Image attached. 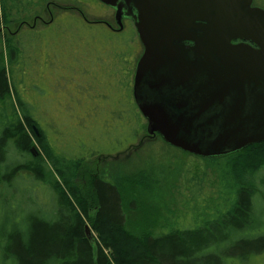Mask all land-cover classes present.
I'll return each mask as SVG.
<instances>
[{
	"label": "rangeland",
	"instance_id": "1",
	"mask_svg": "<svg viewBox=\"0 0 264 264\" xmlns=\"http://www.w3.org/2000/svg\"><path fill=\"white\" fill-rule=\"evenodd\" d=\"M28 2L0 0V7H11L13 3L19 7L8 10V30L0 10V53H5L10 38L23 51L21 60L25 61L14 65L10 75L18 95L13 94L7 106L0 104V137L6 115H31L52 145L53 155L44 156L48 167L56 173L52 157L60 163L81 159L77 170L118 180L130 216L144 230L156 233L176 226L199 230L223 225L222 217L231 208L229 195L236 189L228 163L168 145L161 136H149L147 120L132 99V88L120 83L111 88L104 83L97 82V87L93 84L94 75L103 73L101 69L97 72L96 56L104 50L136 57L142 46L134 24L126 22L119 33L107 26H86L84 17L108 20L117 26L115 11L97 0H31V5ZM254 5L264 8V0H254ZM38 17L43 21L38 20L33 29ZM52 17L55 23L49 27L44 21ZM21 22L28 25L18 30ZM117 58L113 69L119 79L126 66ZM101 92L111 93L108 104L101 100ZM114 109L122 116L110 117L108 112ZM37 149L42 152L40 147ZM30 159L29 155L16 154L4 171ZM255 176L260 182L264 167ZM137 183L142 185L143 195ZM0 192V264H15L14 257L6 251L9 237L28 232L29 226L23 223L27 215L55 221L60 207L55 191L29 171L20 172L11 185H1ZM137 194L141 207L130 210ZM233 199H237L236 193ZM257 200L264 206V188L255 197ZM96 213L97 209L92 211V215ZM259 220L264 222V217ZM87 225L92 230L89 221ZM260 229L264 231V224ZM225 234L226 231L221 236ZM227 237L221 243L223 258L218 264H264V252L242 257L234 253L230 244L236 240L234 236Z\"/></svg>",
	"mask_w": 264,
	"mask_h": 264
},
{
	"label": "trees",
	"instance_id": "2",
	"mask_svg": "<svg viewBox=\"0 0 264 264\" xmlns=\"http://www.w3.org/2000/svg\"><path fill=\"white\" fill-rule=\"evenodd\" d=\"M26 1L31 5V0H23ZM15 3L0 7L7 30L10 27L8 10L19 8ZM6 43L5 53H0V104L7 106L13 94L18 95L14 80H10L13 66L25 61L21 60L23 51L10 38ZM2 125L0 186L11 185L20 172L29 171L55 191L60 207L55 221L40 219L32 213L24 218L28 232L9 237L10 246L6 248L15 264H218L223 258L221 243L226 235L236 239L230 241L235 254L245 257L248 253L264 252V231L260 229L264 222L259 220L264 217V206L258 200L255 202L264 188V178L258 182L255 176L264 167V142L213 157L228 163L236 184L229 195L231 208L222 217L223 225L213 228L209 225L210 228L199 230L176 226L154 233L144 230V226H136L138 221L126 208L127 198L118 180L81 168L77 170L81 159L60 163L52 157L56 173L49 168L44 156L53 155L52 145L31 115H6ZM34 125L39 127V136ZM34 146L42 152L34 155L31 151ZM16 154L29 155L31 159L4 171V166ZM137 185L143 195L142 185ZM233 193L237 195L236 200ZM138 196L130 203V210L141 207ZM95 209L97 213L92 215ZM88 221L98 237L92 231L93 239H90L86 233ZM224 231L226 234L222 237Z\"/></svg>",
	"mask_w": 264,
	"mask_h": 264
},
{
	"label": "water",
	"instance_id": "3",
	"mask_svg": "<svg viewBox=\"0 0 264 264\" xmlns=\"http://www.w3.org/2000/svg\"><path fill=\"white\" fill-rule=\"evenodd\" d=\"M100 1L120 26L132 20L144 45L134 97L150 136L204 157L264 142V8L254 0ZM86 233L93 239L89 225Z\"/></svg>",
	"mask_w": 264,
	"mask_h": 264
},
{
	"label": "flooded vegetation",
	"instance_id": "4",
	"mask_svg": "<svg viewBox=\"0 0 264 264\" xmlns=\"http://www.w3.org/2000/svg\"><path fill=\"white\" fill-rule=\"evenodd\" d=\"M97 1L100 4L104 5V7L111 8V7L107 6L106 4H103L99 0H97ZM111 9L115 11V9H113V8H111ZM115 13H116V11H115ZM115 19H116V16H115ZM38 20L43 21V19L41 17L40 18L39 17L36 18L35 19V22H34V25L31 26L33 29H35L36 23H37ZM54 20H55V18L52 17L50 19V21H48V22L44 21V22H45V24H47V26L50 27V26H52L55 23ZM128 21H132V20L129 19V18H124L123 21H122V26H120L118 24L117 20H116V25L117 26L115 27L108 20H102V19H100V20H98V19L90 20L87 17H84V22H87L86 23V26L88 24L90 26H92V27L98 26V25H100V26H107V28H109L111 31H113L115 33H119L121 31H123L125 29V23L128 22ZM26 25H28L27 22H21L20 28L18 30H21ZM136 33H137V31H136ZM137 36H138L139 42L141 43L142 48L139 49L136 52V57H135V55H133L131 57L132 54H130L129 57H123L122 55H119L118 56V53H112V50H109V49L108 50H104L101 54H99L98 56H96V61H98V64H97V67H98L97 72H98V70L101 69L100 71H102L103 73H100V72L96 73V72H94V73H96L94 75L95 77H94V81H93L94 86H96L95 84H97V82L99 84L100 83H104L107 87H110V88L113 87L115 85V83L123 84L127 88H130V89L132 88V99L135 101V97H134V86H135V81H136V74H137L138 64H139L140 59L142 58V56L145 53L144 45L142 44V42H141L138 34H137ZM116 56L119 57L120 61H122L125 64V66H126V69H123V72H122V74H121V76H120L119 79H117V76L118 75H117V73L113 69L115 62H118L119 61ZM95 70L96 69H94L93 71H95ZM93 71H91V72H93ZM92 75L93 74H91V76ZM91 82H92V80H91ZM100 96L102 97L101 100L103 101V103H106V104H108L111 101V99H112V95L109 92H106V94H103L101 92ZM135 103H136V101H135ZM136 105H137V103H136ZM137 108H138V105H137ZM138 112L144 117V115L142 114V112L140 111L139 108H138ZM108 114H110V117H111V115L113 117H114V115H115V117H117L116 114H118V117H121L122 116V115H119V112L118 111L116 113V110L115 109L113 111H109Z\"/></svg>",
	"mask_w": 264,
	"mask_h": 264
}]
</instances>
